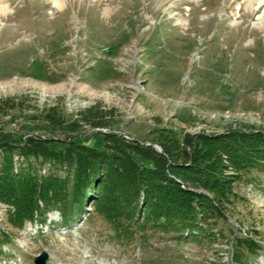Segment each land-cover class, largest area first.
Returning <instances> with one entry per match:
<instances>
[{"label": "rangeland", "instance_id": "rangeland-1", "mask_svg": "<svg viewBox=\"0 0 264 264\" xmlns=\"http://www.w3.org/2000/svg\"><path fill=\"white\" fill-rule=\"evenodd\" d=\"M257 3L66 0L56 8L51 0H9L0 13V140L40 137L58 150L71 139L101 149L105 132L96 129L146 145L156 144L155 135L198 134L228 165L213 136L264 132V8L256 14ZM178 146L173 160L186 163ZM248 177L235 184L239 198L208 238L148 228L120 239L89 204L67 225L53 210L45 223L17 230L0 203V229L12 234L0 264H34L43 251L45 264H235V235L262 246L245 253V264H264V171Z\"/></svg>", "mask_w": 264, "mask_h": 264}, {"label": "trees", "instance_id": "trees-1", "mask_svg": "<svg viewBox=\"0 0 264 264\" xmlns=\"http://www.w3.org/2000/svg\"><path fill=\"white\" fill-rule=\"evenodd\" d=\"M185 138L155 135L152 142L161 152L112 131L103 134L101 149L71 139L58 150L49 146L54 140L40 137L1 139L0 203L8 206V223L20 230L27 221L45 223L46 213L56 210L67 225L89 204L120 239L148 228L211 237L210 226L239 198L235 184L264 171V132L249 128L213 136L228 165L200 135ZM180 143L186 163L173 160ZM10 243L11 232L0 229V248ZM258 250L262 246L253 237L235 235L232 260L245 264V253Z\"/></svg>", "mask_w": 264, "mask_h": 264}, {"label": "bare ground", "instance_id": "bare-ground-1", "mask_svg": "<svg viewBox=\"0 0 264 264\" xmlns=\"http://www.w3.org/2000/svg\"><path fill=\"white\" fill-rule=\"evenodd\" d=\"M8 1L9 0H0V13L3 15H5V13L10 10ZM51 1L53 2L54 7L61 8L65 4L66 0H51ZM255 2H258V3L255 5L256 9L254 10V12L256 14H259L260 11L264 8V0H245L246 7L253 6ZM105 11L107 12V9Z\"/></svg>", "mask_w": 264, "mask_h": 264}, {"label": "water", "instance_id": "water-1", "mask_svg": "<svg viewBox=\"0 0 264 264\" xmlns=\"http://www.w3.org/2000/svg\"><path fill=\"white\" fill-rule=\"evenodd\" d=\"M96 130H98V131H102V132H108L109 130H107V129H96ZM151 145H152V147L156 150V151H158V152H160V147L158 146V145H156V144H152V143H150ZM47 260V253L46 252H41L40 254H38L35 258H34V264H45V261Z\"/></svg>", "mask_w": 264, "mask_h": 264}]
</instances>
